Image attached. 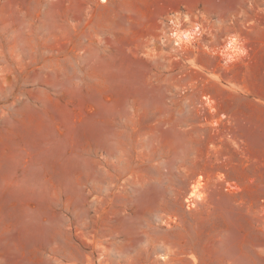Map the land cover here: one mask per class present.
<instances>
[{"label":"rangeland","instance_id":"374dc122","mask_svg":"<svg viewBox=\"0 0 264 264\" xmlns=\"http://www.w3.org/2000/svg\"><path fill=\"white\" fill-rule=\"evenodd\" d=\"M0 264H264V0H0Z\"/></svg>","mask_w":264,"mask_h":264},{"label":"bare ground","instance_id":"6f19581e","mask_svg":"<svg viewBox=\"0 0 264 264\" xmlns=\"http://www.w3.org/2000/svg\"><path fill=\"white\" fill-rule=\"evenodd\" d=\"M100 1L103 2V3L107 2V0H100ZM176 18L177 17H175V18L170 20L173 28H172L171 32L169 33L168 37L172 40V42L174 43V46H176L177 48H180L182 50H185L187 47H189L193 43L194 37H193V39L191 41L184 42V43H181L179 45L177 44V42L174 39H172V32L175 30L174 29V25H173V21ZM179 21H180V31L189 32V30L182 29V27H181L182 26V22H181L180 19H179ZM233 38H235V37H230V39L226 42V44L221 49V53L225 57V61L227 63L236 62L237 60H239L242 57V54H240V52H243V49H244V48L241 47V44H240L239 40L236 38L237 44L235 46V49L233 51H230L229 50V45L232 43V39ZM209 102L211 103V101H209ZM200 178H198V180L195 182V184H193L191 186L190 191H189V193L187 195L186 203H189V206H196L198 202L205 201V199H206L205 192L203 191V188H204L203 185L204 184L200 182ZM194 192L196 193V195H193ZM78 251H80V250H78Z\"/></svg>","mask_w":264,"mask_h":264},{"label":"clouds","instance_id":"9594fccd","mask_svg":"<svg viewBox=\"0 0 264 264\" xmlns=\"http://www.w3.org/2000/svg\"><path fill=\"white\" fill-rule=\"evenodd\" d=\"M185 19H187V17ZM173 25H174L175 30L172 32V39H174L178 45L181 43H184V42L191 41L194 36L199 34V28L198 27H196L194 32H192V31H189V32L180 31L179 16H177V18L173 21ZM236 44H237V40H236V38H233L232 43L229 45V50L233 51L235 49ZM240 54H243V52H240ZM193 195H196V193L194 192Z\"/></svg>","mask_w":264,"mask_h":264}]
</instances>
